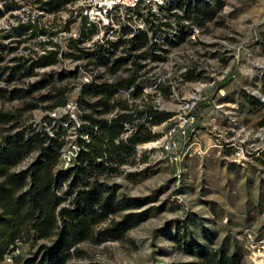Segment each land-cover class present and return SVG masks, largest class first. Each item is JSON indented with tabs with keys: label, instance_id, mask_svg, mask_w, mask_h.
Returning a JSON list of instances; mask_svg holds the SVG:
<instances>
[{
	"label": "rangeland",
	"instance_id": "obj_1",
	"mask_svg": "<svg viewBox=\"0 0 264 264\" xmlns=\"http://www.w3.org/2000/svg\"><path fill=\"white\" fill-rule=\"evenodd\" d=\"M50 1L0 0V66H28L47 51L58 52L55 63L29 75L2 76L0 114L12 119L0 124V136L15 121L11 133L38 126L46 115L69 113L78 121L81 84L128 77L133 62L143 94L169 115L152 125L153 140L136 145V163L107 180L122 206L113 218L133 214L137 222L119 239L79 243L69 263L203 264V252L224 251L237 254V264H264V0H201L208 6L199 22L184 15V3L139 6L88 26L81 24L83 0H60L53 9ZM141 30L148 41L130 52L124 40ZM101 46L110 51L104 50L106 57ZM59 89L66 90L65 104L45 109L54 100L39 97ZM120 92L132 95V89ZM29 103L37 105L26 108ZM59 123L69 127L66 121L52 125ZM73 129L62 168L77 151ZM42 242L20 244L14 254L27 256ZM4 264H11L10 256Z\"/></svg>",
	"mask_w": 264,
	"mask_h": 264
},
{
	"label": "trees",
	"instance_id": "obj_2",
	"mask_svg": "<svg viewBox=\"0 0 264 264\" xmlns=\"http://www.w3.org/2000/svg\"><path fill=\"white\" fill-rule=\"evenodd\" d=\"M60 0L50 1L53 9ZM184 15L199 22V12L208 4L201 0H170L162 9L180 5ZM82 26L92 25L81 16ZM23 31L28 27L19 25ZM148 41L146 31L141 30L125 39L129 51ZM73 48V47H72ZM109 53L108 48H103ZM57 51L40 55L28 66L20 62L8 67L0 66V79L8 73L7 80L29 75L34 68L55 63ZM128 53L126 59L131 57ZM139 58L141 55H133ZM0 57V61H1ZM137 67L138 63L133 62ZM136 67V69H137ZM128 77L112 81L90 79L81 84L75 99L76 117L69 113L55 119L48 115L36 125L18 127L15 121L0 136V264L11 257V264H70L79 253L78 244L85 241L100 242L119 239L137 220L133 214L115 220L113 216L122 207L116 199L115 185L107 180L121 173L122 166L136 163V145L154 139L152 125L162 122L169 115L153 104L150 95L142 92L137 83V70ZM121 89H132L126 97ZM17 89L10 92L17 96ZM65 89L53 95L39 97L54 100L45 109L52 110L66 102ZM0 88V98L4 97ZM29 103L26 108L36 106ZM11 116L0 114V124L11 121ZM66 121L74 127L73 145L77 148L70 165L59 167L66 143L67 130L61 123L55 128L53 121ZM33 159L24 167L16 168L27 156ZM65 189L61 190V185ZM112 216V217H111ZM105 224V225H104ZM104 225V226H103ZM35 252L27 256L15 255L20 244L37 243ZM203 264H237L238 255L224 251L203 252ZM87 264H98L88 262Z\"/></svg>",
	"mask_w": 264,
	"mask_h": 264
},
{
	"label": "built area",
	"instance_id": "obj_3",
	"mask_svg": "<svg viewBox=\"0 0 264 264\" xmlns=\"http://www.w3.org/2000/svg\"><path fill=\"white\" fill-rule=\"evenodd\" d=\"M170 0H83V16L90 22L108 24L114 12L139 6L159 8Z\"/></svg>",
	"mask_w": 264,
	"mask_h": 264
},
{
	"label": "bare ground",
	"instance_id": "obj_4",
	"mask_svg": "<svg viewBox=\"0 0 264 264\" xmlns=\"http://www.w3.org/2000/svg\"><path fill=\"white\" fill-rule=\"evenodd\" d=\"M263 248H264V247H263ZM259 261H260V260H259ZM263 262H264V260H261V261H260V263H263Z\"/></svg>",
	"mask_w": 264,
	"mask_h": 264
}]
</instances>
